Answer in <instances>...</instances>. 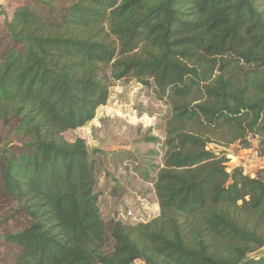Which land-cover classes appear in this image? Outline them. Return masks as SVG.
<instances>
[{"label": "trees", "instance_id": "1", "mask_svg": "<svg viewBox=\"0 0 264 264\" xmlns=\"http://www.w3.org/2000/svg\"><path fill=\"white\" fill-rule=\"evenodd\" d=\"M37 1L0 39V120L28 138L0 152V194L28 217L5 236L15 264H264V166L210 148L256 140L264 159V0ZM109 66L173 111L159 214L135 224L103 217L97 161L63 137L107 104Z\"/></svg>", "mask_w": 264, "mask_h": 264}, {"label": "rangeland", "instance_id": "2", "mask_svg": "<svg viewBox=\"0 0 264 264\" xmlns=\"http://www.w3.org/2000/svg\"><path fill=\"white\" fill-rule=\"evenodd\" d=\"M24 5L37 11L46 9L43 2L37 0H0V39L6 35V26L14 11ZM105 27L114 39L108 25ZM118 74L113 66L108 67L106 81L110 93L107 104L97 109L92 121L64 132L63 137L70 142L84 139L91 157L96 159L97 192L106 220L118 218L120 211L129 209L138 218L148 221L159 214L152 181L163 166L164 140L172 106L166 99L159 98L154 84L144 85L131 75L117 78ZM17 124L14 116L8 121L0 120V152L28 141L23 132L15 130ZM148 137L158 140L150 141ZM210 148L225 151L231 169L243 165L245 172L254 175L260 166H264L256 140L251 148H243L238 143L225 148L217 142L210 144ZM19 207L17 201L0 194V264H15L17 248L8 243L5 236L28 224V217ZM121 221L136 223L134 219ZM139 264L145 263L140 261Z\"/></svg>", "mask_w": 264, "mask_h": 264}, {"label": "built area", "instance_id": "3", "mask_svg": "<svg viewBox=\"0 0 264 264\" xmlns=\"http://www.w3.org/2000/svg\"><path fill=\"white\" fill-rule=\"evenodd\" d=\"M119 220H123V219H134V221L136 223L138 222H145L142 218H138L132 210L129 209H125L124 212L120 211V213H118V218Z\"/></svg>", "mask_w": 264, "mask_h": 264}, {"label": "water", "instance_id": "4", "mask_svg": "<svg viewBox=\"0 0 264 264\" xmlns=\"http://www.w3.org/2000/svg\"><path fill=\"white\" fill-rule=\"evenodd\" d=\"M264 256V248H261L254 253H252V257H261Z\"/></svg>", "mask_w": 264, "mask_h": 264}]
</instances>
